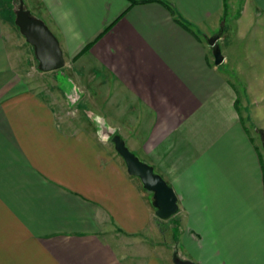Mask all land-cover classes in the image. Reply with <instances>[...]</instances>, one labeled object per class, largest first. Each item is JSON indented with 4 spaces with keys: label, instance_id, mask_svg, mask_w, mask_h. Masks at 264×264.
<instances>
[{
    "label": "crops",
    "instance_id": "0c3cea01",
    "mask_svg": "<svg viewBox=\"0 0 264 264\" xmlns=\"http://www.w3.org/2000/svg\"><path fill=\"white\" fill-rule=\"evenodd\" d=\"M236 3H24L60 42L61 78L82 93L74 106L57 70H38L56 83L35 82L17 67L14 4L0 9V264H166L146 243L161 227L198 264H264V0ZM228 64L249 77L242 104ZM99 119L175 189L171 218L156 215Z\"/></svg>",
    "mask_w": 264,
    "mask_h": 264
},
{
    "label": "water",
    "instance_id": "95a60500",
    "mask_svg": "<svg viewBox=\"0 0 264 264\" xmlns=\"http://www.w3.org/2000/svg\"><path fill=\"white\" fill-rule=\"evenodd\" d=\"M15 22L26 41L34 47L40 70L49 72L62 69L65 66L66 60L58 38L42 19L31 15L30 11L25 9L23 0H20ZM222 33L223 28L217 35L208 39L211 46H216ZM223 60L224 57L220 49L216 48V64L220 65ZM61 85L68 103L70 106H74L82 97V93L71 78L64 79ZM97 126L99 136L114 143L115 149L126 163L128 173L139 177L145 189L154 194L153 205L156 215L167 220L176 214L179 204L175 189L162 175L155 172L152 165L142 161L133 153L121 136L116 133V130L109 126L105 120L99 119ZM173 262L174 264H197L193 260L179 257L176 252L173 254Z\"/></svg>",
    "mask_w": 264,
    "mask_h": 264
},
{
    "label": "rangeland",
    "instance_id": "374dc122",
    "mask_svg": "<svg viewBox=\"0 0 264 264\" xmlns=\"http://www.w3.org/2000/svg\"><path fill=\"white\" fill-rule=\"evenodd\" d=\"M28 1L29 0H23V2L25 4H27ZM13 2H14L13 0H0V9L3 11V14L6 15V12H4V11L8 12V5L14 4L13 5L14 6L13 12L15 14L14 17H13V15H11V17H9V21L8 22L6 20L5 21H6L7 26H8L7 28L9 29V40L11 41V43H13L15 45V50L17 51V54H15L17 56V64H18L17 67L20 68V70H23L24 67L25 68L30 67L31 70H33L32 72L35 74L34 78H33V79H35L34 80L35 82H37V81L38 82L39 81H50V82L53 81L54 83H56L55 82L56 79L54 77H52L50 75H49L50 77H46L47 74L41 75L39 73V71H38V70H40L39 62L36 58V55L33 54L32 46L26 41L24 35L21 33L18 25L15 22L16 12H17L19 4H20L19 0L15 1L14 3ZM236 2H237L236 6H240V5H242L243 0H236ZM30 8L32 9V7H30ZM11 10H12V8H11ZM231 13H233V11ZM231 13H229V15L228 14L226 15L227 25H229V23H230V14ZM33 16H35V14H33ZM3 18L5 19V17H3ZM34 53H35V50H34ZM259 61H260V63L263 62L262 60H259ZM231 64H232V62H231ZM231 64L227 65V68H225V72L227 73L228 79L234 84V86H236V88H238L237 95L240 99V104H242L245 102L244 101V94L248 93V96H249V92L247 90V86L249 85V81H248L249 77L247 74H244V73L243 74L233 73L234 71L231 67ZM258 64H259V62L256 65H258ZM260 67H261V64H260ZM262 68H261V70L263 71L264 69H262ZM55 72L56 73H54V75H56L58 80L61 79V81H63L64 79H66V78H61L63 75H62V71L60 69L55 71ZM252 73H253L252 76L254 78L255 77L257 78V72L254 68L252 69ZM36 75L38 76V78H35ZM261 75H263V74H261ZM41 76H44V77L41 78ZM263 77H264V75H263ZM78 106H75L74 108H71V109L72 110H77V109L82 110L83 105H80L79 107ZM240 109H241L242 115L245 116L244 111L249 112L251 110V107H248V109L245 110V107L243 106ZM259 124L261 125L260 122H259ZM247 125H248V123H247ZM253 126H254V124H253ZM250 130H252V129H250ZM257 141H258L259 146L263 148L262 140L260 137L257 139ZM153 197H154V195H153ZM167 222H169V221H167ZM161 228H162V234L160 235V237L156 238L155 234H150L149 236H146L147 237L146 243L148 244L149 242H151L155 245V246H153V248L156 249V251H159L160 254L163 255L166 264H174V262H173L174 252H176L177 255L183 259H190L186 255L185 244H184V242H182V235H179L176 237L177 239L178 238L180 239L179 240L180 244H178L176 246L177 242L175 244V241H174V239H172L173 236H171L169 229L167 227H166V229L164 227H161ZM179 231L180 230L178 229V234H179ZM157 240L159 242H157ZM163 243H166V245H167V243H172L173 246L174 245L176 246V249L175 250L172 249L171 246H170V248H168V246H166L165 244L163 245ZM193 261H195V260H193Z\"/></svg>",
    "mask_w": 264,
    "mask_h": 264
},
{
    "label": "trees",
    "instance_id": "16d2710c",
    "mask_svg": "<svg viewBox=\"0 0 264 264\" xmlns=\"http://www.w3.org/2000/svg\"><path fill=\"white\" fill-rule=\"evenodd\" d=\"M13 1L15 2V1H17V0H13ZM14 2H13V3H14ZM19 3H20V0H19ZM8 9H9V8H8ZM25 9H26V8H25ZM13 14H14V13H13ZM31 15H32V14H31ZM263 135H264V134H263V132H262V139H263V141H264V136H263Z\"/></svg>",
    "mask_w": 264,
    "mask_h": 264
}]
</instances>
